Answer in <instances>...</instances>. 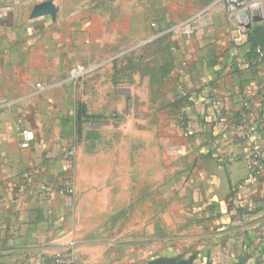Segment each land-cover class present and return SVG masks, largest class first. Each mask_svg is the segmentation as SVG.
<instances>
[{
  "label": "crops",
  "instance_id": "1",
  "mask_svg": "<svg viewBox=\"0 0 264 264\" xmlns=\"http://www.w3.org/2000/svg\"><path fill=\"white\" fill-rule=\"evenodd\" d=\"M44 1L0 0V264H27L36 247L48 242L49 251L59 250L69 231L76 242L78 264H90L96 258L97 243L80 230L77 208L78 196L86 193L82 189L97 186L94 178H90V186L84 182L85 172L92 169L86 165L92 163L95 168V163H85L82 143L74 144L70 138L77 131V113L56 100L63 97L64 70L60 68L67 66L71 52L79 57L80 50L82 57L85 33L93 32L87 28L88 20L102 0H51L54 18L30 17L33 6ZM170 3L177 6L179 0L157 2L163 15L145 43L168 37L172 70L164 80L170 83L172 96L165 106L173 123L165 125L162 118L146 137L135 139L132 137L139 134L134 135L128 125L124 139L114 141L112 187L123 189L114 193L130 199L136 193L133 188L142 186V193L148 194L151 172L150 189L156 188L159 194L160 187L163 194L166 154L176 162L187 161L194 166L188 184L192 178L197 182L193 196L203 213L198 225L207 229L202 237L209 244L202 254L196 253L192 264H264V179L251 180L242 161L244 154L264 143L261 106L255 104L256 96L264 94V59L262 62L253 51L246 53L250 28L245 23L253 20L250 14L232 16L214 6L196 25L204 27L203 31L195 28L182 36L171 30L181 21L165 26L179 17L175 7L172 14H164ZM142 4L140 0H112L113 44L118 37L126 45L127 36L150 35L149 28L140 26ZM133 18L137 26L130 25ZM62 20L67 21L65 27L59 26ZM55 24L58 26L51 29ZM98 27V35H111L109 26L104 32L101 24ZM96 41L100 43L98 38ZM212 98L222 99L229 116L234 117L244 112L249 101L253 111L246 115L252 117V132L244 135L240 128L219 124L210 107ZM70 116H76L73 123ZM19 117H27L36 134L28 148L19 145L15 130ZM69 143L77 148L72 163L60 159ZM43 157L51 158L45 177L32 186L24 185L26 169ZM57 177L70 181L74 195L49 191L45 184ZM130 225L125 234L131 232Z\"/></svg>",
  "mask_w": 264,
  "mask_h": 264
},
{
  "label": "rangeland",
  "instance_id": "2",
  "mask_svg": "<svg viewBox=\"0 0 264 264\" xmlns=\"http://www.w3.org/2000/svg\"><path fill=\"white\" fill-rule=\"evenodd\" d=\"M140 1L143 3L139 8L142 15L140 26L149 28L150 35L142 34L138 38L127 36L129 42L126 45H121L122 38L118 37L116 44H113L112 0H102L96 5L95 15L88 20L87 28L93 29V32L91 35L85 33L87 41L82 57L80 50L79 57L78 53L76 55L71 52L67 66L60 68L64 70L61 83L63 97L61 95L56 102L69 106L75 111V115L81 109L95 114L89 118L81 117L80 131L71 133L70 137L73 143H82L84 162L90 163L92 160L95 163V168L92 163L84 164L92 167L85 172L84 182L88 186L90 178L98 182L95 187L83 188L86 193L78 196L80 230L97 243L94 255L96 258L91 259L90 264H147L148 261L167 254L176 259H185L190 255L196 256V253L202 254L209 245L202 237L207 229L198 225L203 213L197 209L193 196L197 182L192 178L190 186L188 184V179L194 176V166L187 161L176 162L166 154L163 194H160V187L159 194L156 193V188L150 189L154 181L151 172L148 194L142 193L145 191L144 187H134L136 193L129 199V195L114 193L123 189L112 187V180H115V173L112 172V154L115 153L113 143L124 139L125 128L132 126L133 134H139L132 137L135 139L146 137V132L162 118L165 125L173 123V115L167 112L165 106H169L172 96L170 83L164 80L172 70V55L166 43L168 37L145 43L156 30V22L163 14L157 4L159 0ZM205 1L203 4L202 0H179L177 6L170 3L164 14L171 13L175 7L179 17L169 20L165 26L178 21L182 23L190 16L200 11L207 12L214 6L213 9L220 8L232 16L242 14V10L251 13L256 5L260 11L264 7V0ZM248 22L249 26L245 27L250 28V33H247L250 40L246 53L250 54L257 44L263 46L264 17L246 23ZM95 23L98 29L101 24L102 32L105 31V26H109L107 30H110L111 35L108 36L106 32L98 35V29L92 26ZM66 25V20L59 24L64 27ZM130 25L137 26L135 18ZM57 26L55 24L50 27L52 29ZM195 28L200 31L204 29L202 26ZM97 38L100 43L96 41ZM263 59L264 56L260 58L262 62ZM73 69L80 70L81 73L71 77ZM76 116L69 117L71 123ZM26 125L29 126L28 120ZM76 157L75 146L74 160ZM183 176L185 181H182ZM72 187L75 193L74 186ZM128 225L131 226V232L127 231L125 234ZM76 254L78 264L77 250Z\"/></svg>",
  "mask_w": 264,
  "mask_h": 264
},
{
  "label": "built area",
  "instance_id": "3",
  "mask_svg": "<svg viewBox=\"0 0 264 264\" xmlns=\"http://www.w3.org/2000/svg\"><path fill=\"white\" fill-rule=\"evenodd\" d=\"M203 11L198 12L184 22L177 24L172 27L171 30L174 33H180L183 35H190L194 27L201 23ZM256 52L259 58L264 56V52L260 47L256 48ZM81 73L80 70L73 69L71 72V77H75ZM39 86V85H37ZM264 103V95L260 94L255 98V104L262 105ZM211 110L216 118V121L227 127L240 128L244 135H249L252 132V117L246 115L249 111H253L251 104L246 102L244 106V112L237 116H229L225 103L220 98H212L210 101ZM243 120L242 125H239V121ZM27 117L17 118L15 120V130L17 136L19 137V145L21 148H28L31 143L35 140L36 134L34 130L27 126ZM241 122V121H240ZM75 158V145H68L60 155V159L69 162L73 161ZM50 157H43L40 161L35 164L30 165L23 174V183L26 186H32L37 183V180L44 178L48 171V164L50 163ZM242 161L244 162L250 179L257 181L264 179V143L258 144L248 153L242 156ZM47 180L48 179H43ZM46 181V182H47ZM49 191L54 190L55 192L65 195L72 196L74 193L73 187L70 181L65 177H57L53 180H49L46 184ZM262 231L264 232V223L262 226ZM71 232L67 233L68 239L61 245L62 248L59 250L49 251L51 247L50 243L41 244L36 247L33 256L30 258L27 264H76L77 254H76V242L71 238Z\"/></svg>",
  "mask_w": 264,
  "mask_h": 264
},
{
  "label": "water",
  "instance_id": "4",
  "mask_svg": "<svg viewBox=\"0 0 264 264\" xmlns=\"http://www.w3.org/2000/svg\"><path fill=\"white\" fill-rule=\"evenodd\" d=\"M264 8V7H263ZM242 14H250V17L253 21H258L264 14L258 12V10H252V12H246V10H242ZM42 15H49L51 18H54L55 11L51 0H46L41 3H37L33 6L30 17H39ZM250 22L246 23L245 26H249ZM195 255H191L185 259H176L174 257H157L150 261L147 264H192Z\"/></svg>",
  "mask_w": 264,
  "mask_h": 264
},
{
  "label": "trees",
  "instance_id": "5",
  "mask_svg": "<svg viewBox=\"0 0 264 264\" xmlns=\"http://www.w3.org/2000/svg\"><path fill=\"white\" fill-rule=\"evenodd\" d=\"M254 30H255V28H254ZM253 31V30H252ZM250 33V32H249ZM263 43V46L262 45H260V44H257L255 47H254V50H253V52L255 53V56L256 57H259L258 56V54H257V52H256V48L257 47H260L261 48V50L264 52V41L262 42ZM264 95V94H263ZM257 97V96H256ZM239 115V114H238ZM264 103H262V105H261V119L264 121ZM91 115H87L86 114V112L83 110V109H81L79 112H78V114H77V119H76V127H77V131L79 132L80 131V123H81V117H86V118H89ZM237 116V115H236ZM183 122V121H182ZM181 126L182 127H185L184 126V122L181 124Z\"/></svg>",
  "mask_w": 264,
  "mask_h": 264
},
{
  "label": "bare ground",
  "instance_id": "6",
  "mask_svg": "<svg viewBox=\"0 0 264 264\" xmlns=\"http://www.w3.org/2000/svg\"><path fill=\"white\" fill-rule=\"evenodd\" d=\"M257 6H258V5H256V6L254 7V8H256V9H254V11H255V10H258V12H260V9H257ZM262 10L264 11V8H262Z\"/></svg>",
  "mask_w": 264,
  "mask_h": 264
}]
</instances>
